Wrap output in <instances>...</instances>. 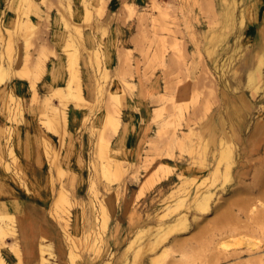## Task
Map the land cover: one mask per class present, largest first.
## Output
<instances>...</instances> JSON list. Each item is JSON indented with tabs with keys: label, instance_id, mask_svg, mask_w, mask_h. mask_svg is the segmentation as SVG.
Returning <instances> with one entry per match:
<instances>
[{
	"label": "rangeland",
	"instance_id": "rangeland-1",
	"mask_svg": "<svg viewBox=\"0 0 264 264\" xmlns=\"http://www.w3.org/2000/svg\"><path fill=\"white\" fill-rule=\"evenodd\" d=\"M27 1L18 0V20L25 19L21 10L30 7ZM33 1L37 13L21 22L27 30L7 23L0 27V49L7 41L11 46L0 56L2 64L21 66L13 63L14 56L27 49L25 71L19 72L24 76L0 80V200L19 196L30 207L27 212L11 207L8 212L15 216L3 213L12 216L3 234L6 242L0 241L6 261L38 264V240L54 264L264 261V64L259 80H249L264 36V0ZM39 37H47V55L36 79L37 96L27 86L19 99L2 95L14 77L30 83L25 76L39 53ZM111 49L119 52L113 68ZM74 50L87 55L91 75L79 60L80 85L74 80L69 85L77 82L82 97L64 101L55 87L71 77L68 56ZM110 91L118 93L112 94L116 100ZM127 97L137 107H152L144 130L164 124L163 138L177 142L175 135L202 129L207 153L192 150L197 135L191 134L187 145L158 150L149 149L148 136L140 140L145 145L136 150L138 159L129 161L135 152L113 141L130 118ZM233 105L242 119L232 116ZM71 109L83 111L73 124ZM108 109L118 113L119 125L108 151L116 171L107 179L104 168L103 174L96 168L107 157L101 148L100 155L96 152L100 135L112 127L104 125ZM226 143L232 144L234 163L229 173L221 164L222 172L215 175ZM161 161L168 169L152 177ZM60 189L68 197L63 209L57 206ZM196 191L208 192L207 205L196 200ZM25 212L37 220L39 236L31 245L20 241L18 255L13 236Z\"/></svg>",
	"mask_w": 264,
	"mask_h": 264
},
{
	"label": "crops",
	"instance_id": "crops-1",
	"mask_svg": "<svg viewBox=\"0 0 264 264\" xmlns=\"http://www.w3.org/2000/svg\"><path fill=\"white\" fill-rule=\"evenodd\" d=\"M17 3H18V0H0V27L7 23V24L13 25V28L20 27V29L22 28L24 31L27 30V29H25V27L22 26L21 22L24 21V20H27L29 18L33 20V16H34L33 14L37 13L36 11L38 10V7L35 6V2L33 0H28L27 3H29L30 7L27 9L24 6V8L21 10L24 13L25 19L18 20V10L21 9V8L18 9V6H17L18 4ZM62 10H64V8ZM7 29L10 30L11 28L7 27ZM128 35L129 34H127V36ZM39 38H40L39 39L40 40L39 41V43H40L39 53L35 56V60L34 61L32 60L33 63L31 65L29 63L28 66H27L28 71L30 72V75L29 76H25V77H27L29 79L30 83L27 84L26 81L14 77L12 79L11 83L6 84V86L3 87L2 95L11 96L13 98L15 97V98L19 99V97L21 96L20 94L25 93V89H26V86H27L28 89H32V91H33L32 93H33V96H34L33 98H35L37 96L36 79L40 75V72L44 68L45 58H46V55H47L46 46L44 44L45 40L47 42V37H39ZM8 39H9V37H8ZM7 45H8V41H7V44L5 45V48L0 49V56L4 55V53L7 55V53H6ZM110 54H111V57H112V60H113L110 63V66L113 68V67H116L118 65L117 64V58H118L117 56H118L119 52H117V50H115V49H111ZM26 55H27V49H25L24 53H22L21 56H19L18 54L14 56L13 63H15V64L22 63V65L19 66V67H13V69H12L10 67V63H8L7 66L4 64V66L7 67V69L9 70V75H7V76H9V77L12 76V75L24 76V75L19 74V72H21L24 69V67L26 66L25 63H24V57H26ZM152 55L155 56L154 50L152 51ZM69 56H68V59H69ZM41 59H43L44 62L42 64V69L39 71L37 69V66H38V62ZM63 59H65V56L63 57ZM87 59H88L87 55L85 53H83V51L82 52L78 51V54H77V65H76L77 68H78V71H80V66H78V64H79L78 62H79V60H81L82 66H83L82 69L84 70V72L86 73L87 77L89 78L90 75H91V69L89 67ZM53 63H54V65H57L58 61L57 60L56 61L53 60ZM0 64H2V62H0ZM69 65H70V59H69ZM79 78H80V76H79ZM70 79L71 78H69L67 80V83L65 85L58 86V87H55V88L56 89L63 88L64 91L66 92V94L68 95V84H69ZM47 80L50 81V82L52 80H54V74L51 73L47 77ZM78 84L80 85V79L78 81ZM78 84H77V82L75 83V85L73 84L74 90L76 89ZM138 86L140 88V84ZM55 88H54V91H56ZM137 91H138V89H136L134 91L135 95L137 94ZM113 93H117V92L110 91V95L109 96H110L111 99H112V94ZM70 97H73V96H70ZM68 98H69V96H68ZM49 99H50L49 97H46L45 98L46 102ZM135 101L136 100L133 97H131L130 99L127 97V103H128L127 106H128L129 110L126 113H127L128 117H130V118L127 117L129 121L126 123V127L125 128H123V124L120 126L117 135L113 138V141L123 142L125 144V146L131 152H135V153H133V155L132 154L129 155V161L130 160L132 161L133 159L134 160L138 159L137 154H136V150H141L143 148V146L145 145V144H143L145 142V140H144V142H141L140 140L145 138V137L151 136V138L149 139V144L148 145H149V149H152V150H158V149H160L162 147V145L163 146L164 145L167 146V148L168 147L171 148V147H173V145H171V143H174V144L176 143L177 144V142H174V141H169L168 142V140L163 138L164 134H165L164 124H161V127L163 126V128L161 129V127H159L157 129V131H156V127L153 124H148V127L150 128L148 131L144 130L146 128V123L148 122V120L151 117V113L149 111H150V109L152 107H149V110H147V107H145V105L143 107H137V105H136L137 103ZM148 103H146V104H148ZM108 110L113 112V110H111V109H108ZM107 112L108 111H106V113H105L104 121L106 120ZM82 114H83V111H80L79 109H71L70 113L68 115L69 119H70V122L73 124L76 119H79L81 117ZM131 116H133V117H131ZM164 122H166V121H164ZM209 123L211 125V130L210 131H214L215 122L214 121H210ZM104 125H105V122H104ZM109 131L110 132L102 133L100 135L99 145H98L99 147H98V150L96 152L97 155H100L101 137L106 134L105 136L107 137V139L109 138V141H110V136L112 135V133H114L116 131V129H113L112 127H110ZM195 131H198V132L200 131L201 132V136L204 138V136L202 134L203 133L202 129H196ZM184 132L188 133V131H184ZM179 135H183V134H179ZM204 139H206V138H204ZM155 142H156V144L154 146ZM109 146H110V143H109ZM113 153L115 154V153H118V152L117 151H113ZM130 156H132V157H130ZM114 159H116V158H114ZM116 160H118V159H116ZM118 162H120V164H121L120 160H118ZM25 167H26V169H28L29 174H32L33 176L35 175V171H34V169L32 168L31 165L25 164ZM102 167H103V163L102 162L96 166V168L103 174ZM167 167H168V165L165 162L161 161L159 163L158 167L153 171L152 177L158 175L159 171L167 170L168 169ZM123 171H124V169H123V165H122L121 173H123ZM121 178L122 177L120 175V177L116 179L117 180V182H116L117 185H114V186H116V187L119 186V184L121 183ZM183 181L184 180H181V182H183ZM22 182H23V180H22ZM180 184L181 183H178L177 185H180ZM62 191L63 190L60 189V191L58 193V198H57V206H59V207H61L60 206V199H61V192ZM11 207L17 208V210L24 209V210H26V212L30 211V207L27 206L20 199L19 196H16V197L14 196V197H12V198H10L8 200H0V213H9V214H12V215L15 216V214L13 212H8ZM31 209H32V207H31ZM14 220L16 221V217L14 218ZM66 224H67V221L64 222V225H66ZM38 227H40V226L38 225L37 220L31 214L26 213L24 216H22L21 224H20V227H19V232H17L19 243H20V241H22L23 244H30L31 245L33 240H34V238H35V236H37V238L39 236V233L37 232V231H39ZM13 240H14V238H13ZM41 241H43V240H38V258H39V255H40V242ZM41 244L42 245H44V244L47 245L48 248L50 246L49 242H42ZM29 251L31 253L32 250L30 249ZM30 262H31V259H30ZM8 263L12 264L11 262H8Z\"/></svg>",
	"mask_w": 264,
	"mask_h": 264
},
{
	"label": "bare ground",
	"instance_id": "bare-ground-1",
	"mask_svg": "<svg viewBox=\"0 0 264 264\" xmlns=\"http://www.w3.org/2000/svg\"><path fill=\"white\" fill-rule=\"evenodd\" d=\"M233 1V0H232ZM31 20V19H30ZM32 21V20H31ZM30 22V21H28ZM27 23V22H25ZM24 24V23H23ZM262 28V27H261ZM264 32V31H262ZM262 38V37H261ZM260 39L259 43H258V46L256 48V51H255V57H256V66L253 70L250 71L249 73V80H254V84L256 83L255 81H258L260 76L262 75V64H264V36H263V39ZM8 47L7 48H11L10 46V41L8 42ZM9 50V49H7ZM77 50H74L72 51L69 55V59H70V71H71V79L69 81L72 82L73 80L74 81H79V71L76 67V64H75V57H77ZM154 55V54H153ZM43 61V60H42ZM250 61V60H249ZM253 61V60H252ZM77 62V61H76ZM250 64V63H249ZM39 65H42L41 63ZM23 71V70H22ZM25 71V69H24ZM23 71V72H24ZM26 72H28L26 70ZM29 73V72H28ZM30 74V73H29ZM9 75V71L7 69V67L4 66V64H0V80H2L5 76ZM247 76V75H246ZM6 78V77H5ZM250 83V82H249ZM69 85V84H68ZM67 90V89H66ZM58 94L61 96V99L62 100H66L68 98V96H73L75 98H80L82 97L81 95V87L79 86L78 89H75L73 87H71V85H69L68 87V95L66 94V92L64 91L63 88H60L58 89ZM118 96V94H116ZM114 96V94H113ZM165 98V97H164ZM172 98V97H171ZM113 100H116L113 98ZM163 100V99H162ZM48 102H50V99L48 100ZM116 103V102H115ZM164 107V106H163ZM118 110V109H117ZM107 116H106V121H104L106 123V125H111L114 129L117 128V126L119 125V117H118V113H114V112H111L109 110H107ZM230 111H233L234 116L235 118L237 119H242L243 117V113L241 112V109L239 107H237L236 105H233L231 106V110ZM65 111L62 112L63 116L65 115L64 113ZM56 113V112H55ZM231 114V113H230ZM57 117V116H55ZM65 118V116H64ZM49 121V120H48ZM50 122V121H49ZM67 123V122H66ZM232 124V123H231ZM50 125V124H49ZM163 128V126L161 127V129ZM49 129V128H48ZM235 130V129H234ZM161 131V130H160ZM172 131V130H171ZM171 131H168V133L170 134ZM236 131V130H235ZM225 132V131H224ZM238 131L235 132V134L237 133ZM175 133V132H174ZM172 132V134H174ZM193 134V135H197L198 137V142L192 144L191 148L194 152H196L199 156L200 154H203L204 153H207L206 150H207V143L205 141H203L202 139V136H201V132L199 131H191L190 133L188 134H183L181 138H178L177 135L174 136L175 140L177 142H179L180 144L182 145H187V141L190 140V135ZM106 135V134H105ZM171 135V134H170ZM169 136V135H168ZM181 136V135H180ZM103 137V136H102ZM160 138V137H159ZM171 138V137H170ZM173 138V137H172ZM171 138V139H172ZM109 139V138H108ZM106 139L105 137L102 138L101 140V153H102V156H105L107 157V162L106 163H103V168H104V175L107 177V178H112L114 177V174H115V166H114V162H113V159L110 157L108 151L110 150L109 148V140ZM169 139V138H168ZM170 140V139H169ZM156 141V140H155ZM158 141V140H157ZM171 141V140H170ZM191 141H193V139L191 138ZM152 143V142H151ZM165 143V142H164ZM205 143V144H204ZM156 142L154 143V146H155ZM163 146V145H162ZM169 148V147H168ZM209 150V148H208ZM202 152V153H201ZM51 155V154H50ZM203 156V155H202ZM203 158V157H202ZM220 158V161H219V165L216 167V170L214 171V174L216 175L218 172H220V165L221 164H224L225 166V170L224 173H229L230 172V169L232 167V164L234 163V159H233V154H232V144L231 143H226L225 146L222 145V148L220 149V155L219 157ZM104 159V158H103ZM237 159V158H236ZM204 160V159H203ZM262 165V164H261ZM168 168V167H167ZM215 168V167H214ZM158 170V169H157ZM222 172V171H221ZM261 174H264V173H261ZM261 174L258 173V175L260 176ZM226 176V175H225ZM227 177V176H226ZM229 177V176H228ZM114 179V178H113ZM263 190V189H262ZM264 192V191H263ZM196 197H197V201L201 204H205L207 205L208 203V192H198L196 191ZM263 201V200H262ZM65 202H68V197H67V194L65 193V191H62L61 192V199H60V206L62 207L63 204ZM181 202V201H180ZM230 203V202H229ZM207 207V206H206ZM209 207V206H208ZM201 208V207H200ZM254 208L252 207V209H250V212L251 211H254L253 210ZM264 210V209H263ZM246 212V211H245ZM244 213V212H243ZM185 214V213H184ZM220 214V213H219ZM185 216V215H184ZM260 217V216H259ZM12 218V216H9L8 215H5L3 213H0V241L5 243L6 241L3 240V234L5 233V230H6V227H7V222ZM182 219V218H181ZM186 219V218H184ZM260 219V218H259ZM245 226V225H244ZM172 228V227H170ZM35 230V229H34ZM15 234V232H13ZM42 245V244H41ZM225 245V243H224ZM222 246L223 249H227V247L225 246ZM45 246V244H44ZM47 246V245H46ZM251 246V244H250ZM43 247V246H42ZM12 248H14L15 252L20 255V248H19V240H18V236L17 235H14V240H13V244H12ZM45 248V247H44ZM263 260V259H262ZM260 261L259 264H263L264 261ZM0 264H9L5 257L3 256V254L0 253ZM37 264V263H36ZM38 264H54V262L50 261L49 259H46L44 257V249H42L40 247V255H39V258H38ZM258 264V263H257Z\"/></svg>",
	"mask_w": 264,
	"mask_h": 264
}]
</instances>
